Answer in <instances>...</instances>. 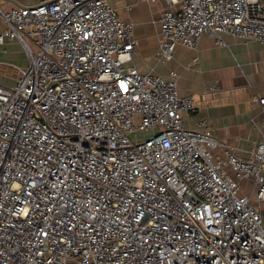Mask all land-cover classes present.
<instances>
[{"label":"built area","instance_id":"2783aa9c","mask_svg":"<svg viewBox=\"0 0 264 264\" xmlns=\"http://www.w3.org/2000/svg\"><path fill=\"white\" fill-rule=\"evenodd\" d=\"M141 1L165 4L157 65L207 35L264 44V0ZM0 20L29 60L0 84V264H264V98L240 152L187 122L174 70L139 69L109 0L0 3Z\"/></svg>","mask_w":264,"mask_h":264},{"label":"crops","instance_id":"0c3cea01","mask_svg":"<svg viewBox=\"0 0 264 264\" xmlns=\"http://www.w3.org/2000/svg\"><path fill=\"white\" fill-rule=\"evenodd\" d=\"M109 1L119 9L123 20L135 26L139 41L135 61L149 58L151 66L161 74L174 70L179 75L180 92L194 93L197 112L187 118L190 125L199 116L208 117L220 141L240 152L258 145L263 109L254 99L264 98V44L229 35H223L224 43L218 44L214 36L207 35L194 48L179 46L167 70L153 57L161 40L159 17L164 2ZM2 6L8 9L20 5L2 0ZM138 67L143 69L144 65Z\"/></svg>","mask_w":264,"mask_h":264},{"label":"rangeland","instance_id":"374dc122","mask_svg":"<svg viewBox=\"0 0 264 264\" xmlns=\"http://www.w3.org/2000/svg\"><path fill=\"white\" fill-rule=\"evenodd\" d=\"M7 2V0H5ZM17 5H34L38 3L40 0H12ZM2 4V0H0ZM155 4V3H153ZM0 83L11 86L14 84V81L18 77L21 70L27 68L29 60L28 56L23 49L21 43L19 41H6L4 45L0 47ZM149 58L147 59H139L136 62V65H144V68L141 69L143 71L150 70V68L154 67L151 66V61ZM147 64V65H146ZM169 65L165 68L167 69ZM140 68V67H139ZM168 70V69H167ZM255 205H259V203L254 200ZM263 218H264V211H263Z\"/></svg>","mask_w":264,"mask_h":264}]
</instances>
